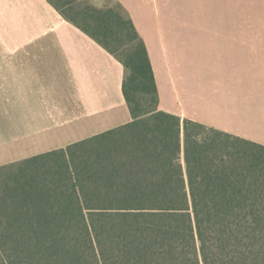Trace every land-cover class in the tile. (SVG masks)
<instances>
[{"label": "trees", "instance_id": "trees-1", "mask_svg": "<svg viewBox=\"0 0 264 264\" xmlns=\"http://www.w3.org/2000/svg\"><path fill=\"white\" fill-rule=\"evenodd\" d=\"M48 1L124 65L132 119L0 165V264H264V145L161 109L118 1Z\"/></svg>", "mask_w": 264, "mask_h": 264}, {"label": "crops", "instance_id": "crops-1", "mask_svg": "<svg viewBox=\"0 0 264 264\" xmlns=\"http://www.w3.org/2000/svg\"><path fill=\"white\" fill-rule=\"evenodd\" d=\"M116 1L147 45L161 109L264 145V0ZM124 76L48 0H0V165L130 121Z\"/></svg>", "mask_w": 264, "mask_h": 264}, {"label": "rangeland", "instance_id": "rangeland-1", "mask_svg": "<svg viewBox=\"0 0 264 264\" xmlns=\"http://www.w3.org/2000/svg\"><path fill=\"white\" fill-rule=\"evenodd\" d=\"M55 1H58L60 4H62L63 6L64 5H66V2H70V1H74V5H83L84 6V4L86 3V0H55ZM85 5H87V4H85ZM64 8H66V7H64ZM196 68V67H195ZM196 76V75H195ZM27 157V156H26Z\"/></svg>", "mask_w": 264, "mask_h": 264}]
</instances>
